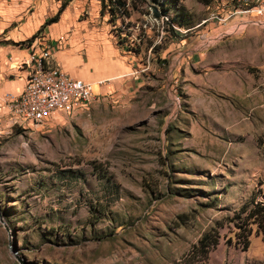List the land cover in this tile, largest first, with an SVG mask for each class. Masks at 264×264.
I'll use <instances>...</instances> for the list:
<instances>
[{
  "label": "rangeland",
  "instance_id": "rangeland-1",
  "mask_svg": "<svg viewBox=\"0 0 264 264\" xmlns=\"http://www.w3.org/2000/svg\"><path fill=\"white\" fill-rule=\"evenodd\" d=\"M173 6L111 21L99 0H0V46L40 49L66 21L58 46L95 33L132 70L41 124L0 112V264H188L216 222L204 264H264V236L243 248L227 221L264 201V0Z\"/></svg>",
  "mask_w": 264,
  "mask_h": 264
},
{
  "label": "crops",
  "instance_id": "crops-1",
  "mask_svg": "<svg viewBox=\"0 0 264 264\" xmlns=\"http://www.w3.org/2000/svg\"><path fill=\"white\" fill-rule=\"evenodd\" d=\"M68 26L64 21L58 27H51L48 31L50 39L40 49H36L35 44L26 47L0 46V112L8 109L5 102L7 95L19 96L22 93L31 55L39 54L46 46L51 48L49 64L62 69L74 79L89 83L93 96L110 94L124 82L128 86L132 84V70L127 57L121 55L118 47L109 40L99 39L95 33L85 34L81 29L69 36L63 46H58L59 34ZM95 85L98 86L97 95L93 93Z\"/></svg>",
  "mask_w": 264,
  "mask_h": 264
},
{
  "label": "built area",
  "instance_id": "built-area-1",
  "mask_svg": "<svg viewBox=\"0 0 264 264\" xmlns=\"http://www.w3.org/2000/svg\"><path fill=\"white\" fill-rule=\"evenodd\" d=\"M50 55V46L37 55L32 54L22 93L7 95L5 99L13 115L33 124H41L54 113H70L87 105L93 98L91 85L52 67L48 62Z\"/></svg>",
  "mask_w": 264,
  "mask_h": 264
},
{
  "label": "trees",
  "instance_id": "trees-1",
  "mask_svg": "<svg viewBox=\"0 0 264 264\" xmlns=\"http://www.w3.org/2000/svg\"><path fill=\"white\" fill-rule=\"evenodd\" d=\"M101 15L108 14L111 21L120 18L124 20L130 17L132 11L147 13V8H150L152 16L160 19L166 16L173 8L175 0H99ZM67 2H64L58 10L55 17L45 21L42 29L46 26L57 22L59 15L65 8ZM173 6V7H172ZM175 10L178 7L174 8ZM177 23L178 27H185L188 23L172 17L170 25ZM41 30V29H40ZM172 36L180 37V31H176L173 27L169 30ZM228 223H233L234 227L238 230L236 236L238 237L235 244L247 248L249 246V237L252 235L254 228L256 234L264 236V201L256 202L253 198L244 203L236 212L233 217L227 218ZM223 228V224L216 222L207 232H205L193 245L187 254L185 261L188 264H204L208 255L219 244V230Z\"/></svg>",
  "mask_w": 264,
  "mask_h": 264
},
{
  "label": "water",
  "instance_id": "water-1",
  "mask_svg": "<svg viewBox=\"0 0 264 264\" xmlns=\"http://www.w3.org/2000/svg\"><path fill=\"white\" fill-rule=\"evenodd\" d=\"M0 222L4 225L5 229L8 230V227L4 224L2 215L0 214Z\"/></svg>",
  "mask_w": 264,
  "mask_h": 264
}]
</instances>
